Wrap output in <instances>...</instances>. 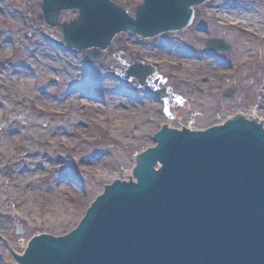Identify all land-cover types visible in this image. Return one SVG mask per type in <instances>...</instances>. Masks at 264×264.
Segmentation results:
<instances>
[{"label":"rangeland","instance_id":"rangeland-1","mask_svg":"<svg viewBox=\"0 0 264 264\" xmlns=\"http://www.w3.org/2000/svg\"><path fill=\"white\" fill-rule=\"evenodd\" d=\"M125 1V8L140 2ZM214 1L208 8L201 7L196 25L182 33L186 42L188 36L192 39L194 49L178 45L162 54L187 83L183 86L167 79L162 70L156 87L179 99L159 114L156 105L143 106L140 98L128 95V84L120 82L112 69L97 66L96 71L82 56L63 50L55 41L57 33L38 26L36 15L28 17L37 0H0V198L4 197L6 205L5 209L0 205V264H16L8 247L22 254L29 235L75 228L83 210L90 208L106 183L131 177L138 181L133 172L140 152L156 147L153 136L162 126L202 131L238 115L256 117L262 127L264 0ZM225 4L230 8L222 12L233 11L238 16L219 17ZM248 12L254 19L245 24L242 13ZM76 17L68 14L63 21ZM224 21L227 27L219 26ZM199 27L208 33H199ZM124 37L114 39L110 52L120 69L134 62L127 53H118L122 50L119 40L125 41ZM212 38L222 40L231 50L221 63L206 56L196 59L195 52L200 54ZM54 56L58 63L50 61ZM22 72L28 75L26 82L16 86L14 80L24 76ZM48 82L50 90L46 91ZM84 94L98 101L80 100ZM16 95L20 99L23 95L25 103L16 100ZM49 125L63 144L53 143L56 137L52 135L40 140L31 136ZM15 202L25 207L21 215L12 208ZM17 226L21 234L16 233Z\"/></svg>","mask_w":264,"mask_h":264},{"label":"water","instance_id":"water-1","mask_svg":"<svg viewBox=\"0 0 264 264\" xmlns=\"http://www.w3.org/2000/svg\"><path fill=\"white\" fill-rule=\"evenodd\" d=\"M206 1L143 0L134 17L102 0H43L42 8L46 16L79 9L78 20L61 28L65 43L100 52L118 33L152 38L179 31L191 24V8ZM207 46L228 52L222 41ZM152 74L129 71L140 82ZM256 123L228 121L204 134L190 131L195 136L162 132L156 149L140 152L136 184L101 189L75 228L29 235L28 242L43 237L16 262L264 264V134Z\"/></svg>","mask_w":264,"mask_h":264},{"label":"bare ground","instance_id":"bare-ground-1","mask_svg":"<svg viewBox=\"0 0 264 264\" xmlns=\"http://www.w3.org/2000/svg\"><path fill=\"white\" fill-rule=\"evenodd\" d=\"M226 9V7H221L220 8V10H221V13H220V11H219V13H220V15H218L219 17H222L223 15H225V16H229L230 15V17H231V19H234L236 16H238V14H236L235 12L233 13V11H229L228 13H225V12H222V11H224ZM230 13V14H229ZM227 14V15H226ZM243 15H244V21L243 22H245V24H247L249 21L251 22V20H253L254 18H253V16L252 15H250V13L248 12V13H242ZM246 18V19H245ZM238 20V19H237ZM249 22V23H250ZM224 23H228V22H226V21H224ZM125 39H126V37H125ZM58 58L56 57V56H54L50 61L51 62H57L58 63ZM22 74H24V76L22 75V76H16V78H15V84H16V86L18 85V84H21V82H26V78L28 77V75L26 74V73H24V72H22ZM23 84V83H22ZM21 86V85H20ZM24 86H29V84L28 83H25L24 84ZM23 87V86H22ZM50 90V88H49V86H48V84H47V91H49ZM147 106L148 105V103H145L143 106ZM88 109V107H85L83 110L85 111V110H87ZM233 120H235V119H233ZM237 120V119H236ZM238 120H241V121H252L251 120V118L249 119V118H244V119H238ZM256 125H258V122L256 123ZM255 125V126H256ZM48 128L49 129H46V131H37L35 134H32L31 136L33 137V138H35V140H40V139H43V137H45L46 135H52V136H55L56 138L54 139V140H52V142L53 143H61V144H63V142L61 141V139H60V136H59V134H57V135H53V131H52V128H51V126L49 125L48 126ZM38 130H40V129H38ZM167 130H170V129H167ZM183 131H186V130H183ZM187 131H189V130H187ZM76 131H74V133H75ZM52 144V143H51ZM132 176V175H131ZM129 179H132V181H136L134 178H127V181H130ZM69 187L66 185V189H68ZM68 191V190H67ZM69 192V191H68ZM30 197V196H29ZM3 196H1V198H0V205L5 209L6 208V205H5V203H4V200H3ZM16 204H12V207L13 206H15ZM16 209H19V206H17V208ZM21 213H22V211H20L18 214L19 215H21ZM25 213V212H24Z\"/></svg>","mask_w":264,"mask_h":264},{"label":"flooded vegetation","instance_id":"flooded-vegetation-1","mask_svg":"<svg viewBox=\"0 0 264 264\" xmlns=\"http://www.w3.org/2000/svg\"><path fill=\"white\" fill-rule=\"evenodd\" d=\"M135 52V51H134ZM158 74V73H157ZM159 76H161V74L159 73L158 74ZM159 76H157L156 77V79H154V80H149V81H147V85L148 86H150V87H155V81L156 80H158L159 81ZM162 77V76H161ZM163 96H166V98H165V103L167 104V106H166V110H167V108L169 107V106H171V102H173V103H176V101L179 99V96L177 95V94H171V95H169L168 93H167V91H165L164 92V94H163ZM171 98V101H169V99Z\"/></svg>","mask_w":264,"mask_h":264}]
</instances>
